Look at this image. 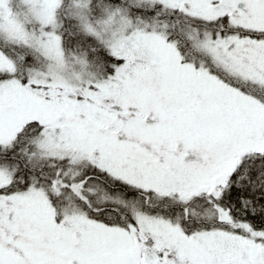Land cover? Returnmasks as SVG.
I'll list each match as a JSON object with an SVG mask.
<instances>
[{"label": "snow or ice", "instance_id": "snow-or-ice-1", "mask_svg": "<svg viewBox=\"0 0 264 264\" xmlns=\"http://www.w3.org/2000/svg\"><path fill=\"white\" fill-rule=\"evenodd\" d=\"M0 264H264V0H0Z\"/></svg>", "mask_w": 264, "mask_h": 264}]
</instances>
